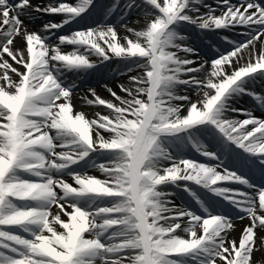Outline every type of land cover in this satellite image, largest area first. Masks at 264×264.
<instances>
[{
    "label": "snow or ice",
    "instance_id": "obj_1",
    "mask_svg": "<svg viewBox=\"0 0 264 264\" xmlns=\"http://www.w3.org/2000/svg\"><path fill=\"white\" fill-rule=\"evenodd\" d=\"M258 78L264 0H0V264H264Z\"/></svg>",
    "mask_w": 264,
    "mask_h": 264
},
{
    "label": "bare ground",
    "instance_id": "obj_2",
    "mask_svg": "<svg viewBox=\"0 0 264 264\" xmlns=\"http://www.w3.org/2000/svg\"><path fill=\"white\" fill-rule=\"evenodd\" d=\"M122 2H123V0H122ZM136 18H137L136 17V13H132L130 15V17H129L130 21H134ZM114 19H115V17H113V20ZM199 54L202 57H204V58H210V57H208V56H206L204 54H201V53H199ZM110 69H112V68H109V70L105 74L99 76L98 79H91V80L89 79V80H87V82H86L87 84H85V85H80L79 84V86H81V88L84 90V92L82 90H79V91L77 90V92L78 93H86L85 91L87 90L88 87H95L97 89L98 93L101 96L107 97L108 96V93L106 91H104V89L101 87L102 84H104V83L107 82L109 84V86H112L115 89V85H116L117 82L123 81V80L126 79V77L120 76L118 74H110ZM88 77H90V76H88ZM72 78L75 79V77H72ZM78 81H77V83H78ZM250 87L251 88H254V90L257 93H261L262 92L260 90V88H257V90H256V88L253 85H250ZM76 103H77V106L79 107L80 106V101H79L78 98L76 99ZM247 105H248V107L241 106V105H236V106L239 107V108L251 109V110H253V106H257V104L254 102V100L251 103L247 104ZM84 110L91 112V111H95L96 109L89 108V107H85ZM253 112L258 117L264 116V110H262V112L261 111L260 112H257L255 110H253ZM177 198H179V197H177ZM177 198H176V202L179 203V201L177 200ZM244 223H247V221L245 220ZM259 255H260V253H256V256L257 257H259Z\"/></svg>",
    "mask_w": 264,
    "mask_h": 264
}]
</instances>
